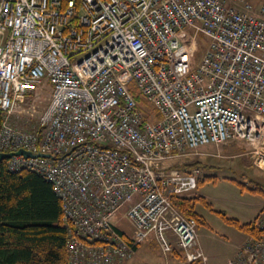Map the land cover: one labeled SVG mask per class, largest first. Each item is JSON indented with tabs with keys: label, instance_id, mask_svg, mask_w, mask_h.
<instances>
[{
	"label": "built area",
	"instance_id": "built-area-1",
	"mask_svg": "<svg viewBox=\"0 0 264 264\" xmlns=\"http://www.w3.org/2000/svg\"><path fill=\"white\" fill-rule=\"evenodd\" d=\"M0 114V154L35 156L8 171L40 176L61 204L68 264H124L150 237L205 264L173 201L194 195L202 171L184 163L208 146L241 143L264 173V2L0 0ZM252 222L259 236L227 264H264V201Z\"/></svg>",
	"mask_w": 264,
	"mask_h": 264
},
{
	"label": "rangeland",
	"instance_id": "rangeland-1",
	"mask_svg": "<svg viewBox=\"0 0 264 264\" xmlns=\"http://www.w3.org/2000/svg\"><path fill=\"white\" fill-rule=\"evenodd\" d=\"M204 43L203 39L200 40L198 51L191 60L192 65L198 62L205 47ZM127 91L137 101L145 116L151 115L153 120L158 119L154 107L143 99L134 82L128 85ZM44 104L45 102L42 106ZM184 165L199 166L202 171L201 178L205 179L198 185L194 195L203 197L212 205V210L201 203H196L194 207L195 212L204 220L203 224L198 225L197 232L199 245L207 258L205 264H226L233 256L235 246L244 236L226 223L217 212H223L227 218L241 224L253 220L264 196L259 192L241 189L236 182L253 189L255 184L250 181L254 180L261 185L264 193V173L254 166L253 160L247 158L245 146L241 143L202 148ZM124 213L125 209L120 212L115 224L126 234L132 235L133 227L123 217ZM152 242L151 237L142 242L133 260L129 261L130 264H165V257L157 244Z\"/></svg>",
	"mask_w": 264,
	"mask_h": 264
},
{
	"label": "trees",
	"instance_id": "trees-1",
	"mask_svg": "<svg viewBox=\"0 0 264 264\" xmlns=\"http://www.w3.org/2000/svg\"><path fill=\"white\" fill-rule=\"evenodd\" d=\"M6 163V160L0 161V264H68L61 204L51 185L31 172H9ZM191 167L199 166L187 165L182 168ZM204 179L200 178L197 185ZM250 182L255 184L253 189L236 184L241 189L264 196L261 185L254 180ZM196 203L212 210L209 202L195 195L173 201L174 207L184 217L194 218L198 226L204 220L195 212ZM217 213L243 234L259 236L252 221L241 224L227 218L223 212Z\"/></svg>",
	"mask_w": 264,
	"mask_h": 264
},
{
	"label": "crops",
	"instance_id": "crops-1",
	"mask_svg": "<svg viewBox=\"0 0 264 264\" xmlns=\"http://www.w3.org/2000/svg\"><path fill=\"white\" fill-rule=\"evenodd\" d=\"M205 166H207V165H205ZM195 196H197V194L195 195ZM261 205V204H260ZM259 211V210H258ZM258 214V213H257ZM252 221V220H251ZM250 222V221H249ZM123 233L124 234H126L124 231H123ZM127 236H129V237H131L132 235H130V234H126ZM243 238L237 243V245L235 246V251H234V254H233V256L229 259V261L234 257V255H235V252L237 251V249L242 245V243L245 241V239H246V236L247 235H245V234H243ZM152 241L154 242V240L152 239ZM152 242V243H153ZM154 245H156L155 243H153ZM200 246V245H199ZM138 248H139V245L137 246V248H136V252L138 251ZM201 248V247H200ZM202 250V249H201ZM165 259V264H183L182 263V259H181V254L180 253H178V252H176V253H174L173 255H170V256H168V257H165L164 258ZM228 261V262H229ZM131 262H125L124 264H130ZM227 264V263H226Z\"/></svg>",
	"mask_w": 264,
	"mask_h": 264
},
{
	"label": "water",
	"instance_id": "water-1",
	"mask_svg": "<svg viewBox=\"0 0 264 264\" xmlns=\"http://www.w3.org/2000/svg\"><path fill=\"white\" fill-rule=\"evenodd\" d=\"M16 156V155H23L25 157H35V156H32L30 153L28 152H24L22 150L20 151H17L16 153H9V154H0V161L2 160H8L9 158H11L12 156ZM43 157H47V156H43Z\"/></svg>",
	"mask_w": 264,
	"mask_h": 264
}]
</instances>
